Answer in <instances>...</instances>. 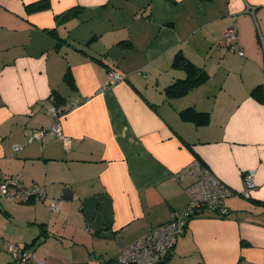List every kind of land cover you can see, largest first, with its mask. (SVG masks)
Listing matches in <instances>:
<instances>
[{
	"label": "crops",
	"instance_id": "obj_1",
	"mask_svg": "<svg viewBox=\"0 0 264 264\" xmlns=\"http://www.w3.org/2000/svg\"><path fill=\"white\" fill-rule=\"evenodd\" d=\"M33 1L0 0V182L18 174L46 199L0 195V264L14 262L9 244L34 242L46 264L113 261L184 209L193 153L234 191L228 214L190 218L158 264H264V101L251 93L261 85L264 97V0H49L27 11ZM229 27L242 55L222 44ZM177 53L208 75L170 96L185 76ZM112 71L123 79L110 84ZM187 107L208 122L182 119Z\"/></svg>",
	"mask_w": 264,
	"mask_h": 264
},
{
	"label": "built area",
	"instance_id": "obj_2",
	"mask_svg": "<svg viewBox=\"0 0 264 264\" xmlns=\"http://www.w3.org/2000/svg\"><path fill=\"white\" fill-rule=\"evenodd\" d=\"M237 39V31L234 27L226 29L223 35V45L236 49L234 43ZM239 55L243 54L240 48L236 49ZM138 73H140L138 71ZM123 79V75L112 71L110 74V84ZM50 113L57 118L58 112L54 107L50 108ZM55 137H62L59 126L52 128ZM42 132L36 134L41 138ZM14 151L21 150L20 145H15ZM194 181L187 187L188 201L184 209L174 214L171 219L157 226L149 227L144 234L120 249L113 261L102 262L100 264H158L163 257L169 253L185 227L187 221L204 210L211 212L216 217H223L228 214L225 201L234 191L222 184L207 168L202 167L198 161H194L191 167ZM244 189L239 191L243 197H249L250 189L254 187L253 175L246 173L243 178ZM0 195L17 202L44 201L46 192L38 184L25 185L22 176L16 174L6 176L0 182ZM50 208L56 209L54 204ZM9 252L19 264H46L43 259L34 256L29 248H22L17 244H9ZM85 264V263H82Z\"/></svg>",
	"mask_w": 264,
	"mask_h": 264
},
{
	"label": "trees",
	"instance_id": "obj_3",
	"mask_svg": "<svg viewBox=\"0 0 264 264\" xmlns=\"http://www.w3.org/2000/svg\"><path fill=\"white\" fill-rule=\"evenodd\" d=\"M49 6H50V1L49 0H36V1H33V2H30V3L26 4V9H27V11H33V10L37 11V10H41V9L47 8ZM72 11H74V9H71L69 11L64 12L59 17H61V18L67 17L68 15L72 14L71 13ZM50 31H52L53 34L55 33L54 30H50ZM174 66L179 67L180 69H183L185 76L182 79H175L173 82H171L169 85H167V87L165 88L166 94H168L170 96H180V95H182L188 89H190V88H192V87L204 82L205 79L207 78V75H208L207 72L203 68L195 66L186 57H184V55H182L180 53H177V55L175 57ZM65 79H66V83L68 84V86L70 88H72L73 90H75L76 89L75 81H74V78H73L71 72L67 71ZM251 93H252V95H254L256 97V99L258 101H260V102L264 101L263 92H262V86L261 85H258L256 87H254L252 89ZM57 98L58 97L56 96V97H54V99H52V104H53L54 108L56 109V111L58 113L59 112L61 113V111L59 110V108L62 107L60 105L61 102L59 100H57ZM180 116L182 117V119L187 120V121H192L195 124H205L209 120L208 112L199 111V110L195 109L194 107H187V108L181 110L180 111ZM182 142H183V144L186 147H189L188 143L186 144V143H184V141H182ZM189 149H190V147H189ZM193 156H194V159L196 161H198V163L202 167L204 166L205 168H207L205 166V163L198 156L194 155V153H193ZM215 177L222 184H225L217 176H215ZM204 212L205 213H209L210 214L209 216H215L216 217V215H213L208 210L207 211L204 210L202 213L197 214V216L201 215V214H204ZM192 217H195V216H192ZM186 225H187V223H186ZM35 245H36L35 242L34 243H29V244H27L25 246H22V248H24V247L25 248H29L32 251V248L35 247ZM170 255H171V251L169 253H167L163 257V259L168 258Z\"/></svg>",
	"mask_w": 264,
	"mask_h": 264
},
{
	"label": "water",
	"instance_id": "obj_4",
	"mask_svg": "<svg viewBox=\"0 0 264 264\" xmlns=\"http://www.w3.org/2000/svg\"><path fill=\"white\" fill-rule=\"evenodd\" d=\"M63 196L62 198L70 199L72 197V190L69 187H65L63 190Z\"/></svg>",
	"mask_w": 264,
	"mask_h": 264
},
{
	"label": "rangeland",
	"instance_id": "obj_5",
	"mask_svg": "<svg viewBox=\"0 0 264 264\" xmlns=\"http://www.w3.org/2000/svg\"><path fill=\"white\" fill-rule=\"evenodd\" d=\"M80 33H79V31L78 32H76V34L74 33V35H72V36H76V37H78V38H80ZM9 246V245H8ZM11 255V254H10ZM11 258H12V260H14V262H13V264H18V261L17 260H15L13 257H12V255H11Z\"/></svg>",
	"mask_w": 264,
	"mask_h": 264
}]
</instances>
